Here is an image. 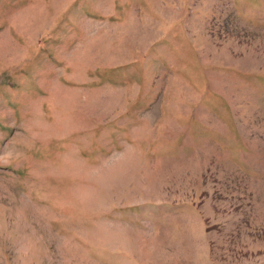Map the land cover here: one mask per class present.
Segmentation results:
<instances>
[{
    "label": "rangeland",
    "instance_id": "rangeland-1",
    "mask_svg": "<svg viewBox=\"0 0 264 264\" xmlns=\"http://www.w3.org/2000/svg\"><path fill=\"white\" fill-rule=\"evenodd\" d=\"M0 264H264V0H0Z\"/></svg>",
    "mask_w": 264,
    "mask_h": 264
}]
</instances>
